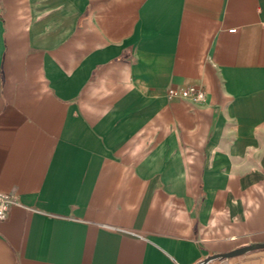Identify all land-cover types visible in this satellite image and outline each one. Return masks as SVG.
Here are the masks:
<instances>
[{"label": "crops", "instance_id": "0c3cea01", "mask_svg": "<svg viewBox=\"0 0 264 264\" xmlns=\"http://www.w3.org/2000/svg\"><path fill=\"white\" fill-rule=\"evenodd\" d=\"M263 25L264 0H0V264L264 243ZM188 84L203 104L166 98Z\"/></svg>", "mask_w": 264, "mask_h": 264}, {"label": "built area", "instance_id": "2783aa9c", "mask_svg": "<svg viewBox=\"0 0 264 264\" xmlns=\"http://www.w3.org/2000/svg\"><path fill=\"white\" fill-rule=\"evenodd\" d=\"M264 28V25L262 26ZM166 98L169 100H183L194 105L205 102V91L197 85L188 84L179 88L169 87L166 90ZM19 200L14 194L0 192V221L7 217L12 206H19Z\"/></svg>", "mask_w": 264, "mask_h": 264}, {"label": "water", "instance_id": "95a60500", "mask_svg": "<svg viewBox=\"0 0 264 264\" xmlns=\"http://www.w3.org/2000/svg\"><path fill=\"white\" fill-rule=\"evenodd\" d=\"M260 249H264V243H253V244H248L239 248H235L229 252L226 253H221V254H213L210 256H207L206 258L200 260L199 262L195 263V264H206L207 262L211 261V260H222V259H228L230 257H234V256H239V255H243L245 253L251 252V251H255V250H260Z\"/></svg>", "mask_w": 264, "mask_h": 264}]
</instances>
